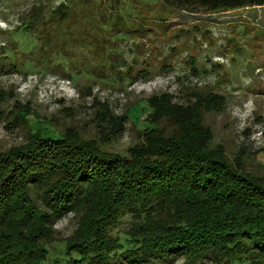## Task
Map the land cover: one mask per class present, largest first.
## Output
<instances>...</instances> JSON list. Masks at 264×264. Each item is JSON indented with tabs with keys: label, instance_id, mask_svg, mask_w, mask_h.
<instances>
[{
	"label": "rangeland",
	"instance_id": "rangeland-1",
	"mask_svg": "<svg viewBox=\"0 0 264 264\" xmlns=\"http://www.w3.org/2000/svg\"><path fill=\"white\" fill-rule=\"evenodd\" d=\"M61 4L64 15L55 13ZM17 28L27 35L13 34ZM29 33L31 49L51 44L47 65L21 45L29 44ZM4 54L9 57L0 59V155L27 150L38 134L34 127H43L106 157L128 158L144 140L146 101L165 96L183 109L199 104L211 135L208 152L232 166L238 159L247 176L264 179V6L208 14L162 0H0V58ZM28 54L32 61L25 63ZM151 128L165 135L176 130L174 119ZM53 159L57 171V155ZM33 189L27 191L32 210L45 217L34 222L11 213L3 225L10 240L26 244L30 259L48 255L43 248L75 242L78 228L93 218L106 227L96 221L106 206L101 209L90 189L62 212L42 207L48 205L41 203V187L38 194ZM128 228L132 220L125 215L107 230L121 235ZM186 262L178 256L170 264Z\"/></svg>",
	"mask_w": 264,
	"mask_h": 264
},
{
	"label": "trees",
	"instance_id": "trees-1",
	"mask_svg": "<svg viewBox=\"0 0 264 264\" xmlns=\"http://www.w3.org/2000/svg\"><path fill=\"white\" fill-rule=\"evenodd\" d=\"M162 1L176 9L198 8L208 14L264 6V0ZM63 8L61 4L55 13L63 14ZM19 29L12 33L27 35L25 29ZM30 35L29 44L21 45L26 51L37 52L41 64L47 65L51 44L31 49L34 37ZM26 56L24 62H31L30 55ZM8 57L4 54L0 59ZM98 75L97 79L109 80ZM118 76V82L123 83ZM146 103L144 140L128 158L106 157L86 143L75 138L65 141L67 137L42 131L43 127H34L38 134L27 150L13 149L0 155V264H170L178 256L184 257L186 264H222L224 260L228 264H263L264 179L247 176L238 159L232 166L221 154L208 152L211 135L202 125L199 104L183 109L170 104L165 96ZM172 119L176 130L169 135L151 128V124ZM40 187L44 195L41 203L48 205L42 207L57 212L71 209L82 192L90 189L101 209L106 206L105 212L95 216L106 227L93 224V218L78 228L80 238L75 242L63 249L43 248L48 255L30 259L26 244L10 240L3 225L13 213L34 222L45 217L43 211L32 210L27 192L34 188L32 193L38 194ZM25 200L29 206H21ZM211 206L221 209L212 212ZM125 215L131 218L132 228L112 235L114 230L108 231V226Z\"/></svg>",
	"mask_w": 264,
	"mask_h": 264
}]
</instances>
